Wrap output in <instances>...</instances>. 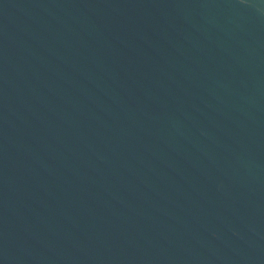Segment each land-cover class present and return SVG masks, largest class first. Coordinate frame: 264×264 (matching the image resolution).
Here are the masks:
<instances>
[{"label": "water", "instance_id": "1", "mask_svg": "<svg viewBox=\"0 0 264 264\" xmlns=\"http://www.w3.org/2000/svg\"><path fill=\"white\" fill-rule=\"evenodd\" d=\"M0 264H264V0H0Z\"/></svg>", "mask_w": 264, "mask_h": 264}]
</instances>
